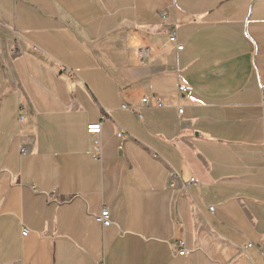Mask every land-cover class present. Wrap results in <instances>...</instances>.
Returning a JSON list of instances; mask_svg holds the SVG:
<instances>
[{
    "label": "crops",
    "instance_id": "1",
    "mask_svg": "<svg viewBox=\"0 0 264 264\" xmlns=\"http://www.w3.org/2000/svg\"><path fill=\"white\" fill-rule=\"evenodd\" d=\"M0 264H264V0H0Z\"/></svg>",
    "mask_w": 264,
    "mask_h": 264
},
{
    "label": "built area",
    "instance_id": "2",
    "mask_svg": "<svg viewBox=\"0 0 264 264\" xmlns=\"http://www.w3.org/2000/svg\"><path fill=\"white\" fill-rule=\"evenodd\" d=\"M169 39L173 43H176L178 50H182L183 49V46L178 44L177 32L175 30H172L170 32ZM62 69L66 70L65 67H63ZM189 92H190V88L185 87V86H180L179 87V94H185V93H189ZM142 103L145 106H150L151 105L150 98L146 97V98L142 99ZM156 105L157 106H161V103L159 101H156ZM122 108L123 109H128L129 106L127 104H123ZM179 112L183 113V109L180 108ZM139 116L141 117L140 113H139ZM100 130H101V123L91 124V125L88 126V132L89 133H99ZM118 135L121 136L122 138H124L123 131H119ZM100 153H101V147H100V143L97 141L96 142V150H95V154H94L95 157L99 158ZM196 182H197V180L195 178H192V179H190L189 184H193V183L195 184ZM178 183H179V176L176 173H174V172L171 173L170 174V182H169L168 186L171 189H176L178 187ZM189 184L188 185H184V190H187ZM210 209L213 211L214 207H211ZM96 218L103 226H109V225L112 224L110 210L107 207H104L102 209L101 213L96 216ZM181 226H183V225H180V227ZM28 232H29V230L24 228L22 233H23V235H27ZM180 246H181V249H179L177 252H174V253L175 254H179V255H187L188 254V250L184 247L183 241L180 242ZM251 246H252V244L248 245V247H251Z\"/></svg>",
    "mask_w": 264,
    "mask_h": 264
}]
</instances>
